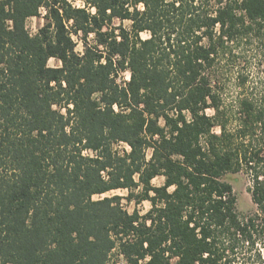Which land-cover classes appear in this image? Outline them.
I'll use <instances>...</instances> for the list:
<instances>
[{
  "label": "trees",
  "instance_id": "trees-1",
  "mask_svg": "<svg viewBox=\"0 0 264 264\" xmlns=\"http://www.w3.org/2000/svg\"><path fill=\"white\" fill-rule=\"evenodd\" d=\"M0 264H264V0H0Z\"/></svg>",
  "mask_w": 264,
  "mask_h": 264
},
{
  "label": "rangeland",
  "instance_id": "rangeland-1",
  "mask_svg": "<svg viewBox=\"0 0 264 264\" xmlns=\"http://www.w3.org/2000/svg\"><path fill=\"white\" fill-rule=\"evenodd\" d=\"M43 17H30L27 21V26L32 33H36L39 27L44 23ZM126 25H130L129 21H125ZM145 35V34H144ZM80 47V46H79ZM261 44H256L250 47L248 50L246 48L241 49L239 58L235 65L229 67L230 75H228V98L236 99L239 93L242 91L237 86V74L241 71L247 72L250 75V82L247 84L245 93L251 94L256 90V85L263 79L261 66ZM49 64L56 66L60 64V61L56 58H51ZM212 112V110H209ZM124 147L123 144L120 146ZM226 180L231 182L234 186L235 193L237 195V209L241 214H250L256 210V205L252 200L251 193L248 191L250 185L249 177L244 173H230L226 176ZM165 181L164 176H158L153 180L156 185H161ZM120 194L126 196L128 190L126 189H115L102 196ZM96 195L95 197H99ZM123 205L130 212H133L135 208H138L141 213H145L151 207V203L148 200L137 204L135 201H129L127 198H123Z\"/></svg>",
  "mask_w": 264,
  "mask_h": 264
}]
</instances>
